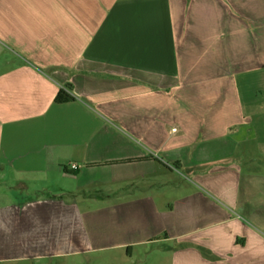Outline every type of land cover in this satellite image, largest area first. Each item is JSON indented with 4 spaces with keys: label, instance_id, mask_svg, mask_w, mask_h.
Here are the masks:
<instances>
[{
    "label": "crops",
    "instance_id": "obj_1",
    "mask_svg": "<svg viewBox=\"0 0 264 264\" xmlns=\"http://www.w3.org/2000/svg\"><path fill=\"white\" fill-rule=\"evenodd\" d=\"M90 254L264 264V0H0V262Z\"/></svg>",
    "mask_w": 264,
    "mask_h": 264
},
{
    "label": "rangeland",
    "instance_id": "obj_2",
    "mask_svg": "<svg viewBox=\"0 0 264 264\" xmlns=\"http://www.w3.org/2000/svg\"><path fill=\"white\" fill-rule=\"evenodd\" d=\"M84 259L80 264H87L86 260L91 259L90 264H97L94 255L90 254L89 257H83ZM0 264H71L69 261L63 260L61 257L49 256L40 257L38 259H17V260H4Z\"/></svg>",
    "mask_w": 264,
    "mask_h": 264
},
{
    "label": "trees",
    "instance_id": "obj_3",
    "mask_svg": "<svg viewBox=\"0 0 264 264\" xmlns=\"http://www.w3.org/2000/svg\"><path fill=\"white\" fill-rule=\"evenodd\" d=\"M73 99L72 96L70 94H68L66 88H60L58 89V91L56 92L55 96H54V101L55 102H65L68 100ZM64 171H68L66 168H64Z\"/></svg>",
    "mask_w": 264,
    "mask_h": 264
},
{
    "label": "built area",
    "instance_id": "obj_4",
    "mask_svg": "<svg viewBox=\"0 0 264 264\" xmlns=\"http://www.w3.org/2000/svg\"><path fill=\"white\" fill-rule=\"evenodd\" d=\"M71 169H73V168H75L76 167V165L75 164H70V166H69Z\"/></svg>",
    "mask_w": 264,
    "mask_h": 264
}]
</instances>
